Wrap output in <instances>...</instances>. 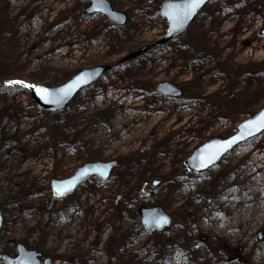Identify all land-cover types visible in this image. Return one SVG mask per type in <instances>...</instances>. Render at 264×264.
I'll return each instance as SVG.
<instances>
[{
  "label": "rangeland",
  "instance_id": "obj_1",
  "mask_svg": "<svg viewBox=\"0 0 264 264\" xmlns=\"http://www.w3.org/2000/svg\"><path fill=\"white\" fill-rule=\"evenodd\" d=\"M108 1L127 15L125 27L87 17L82 0H0V97L17 104L8 110L13 118L3 111L0 136L24 142L41 134L29 132L36 123L30 92L8 81L53 88L81 70L157 46L167 29L157 8L180 0ZM263 31L264 0H214L181 39L114 68L76 98L68 108L79 122L75 148L54 157L2 153L0 189L9 180L21 183L27 172L41 175L38 187L46 189V198L27 204L30 210L9 211L0 232L8 254L28 243L53 264H264V133L203 173L184 165L204 142L232 136L264 108ZM164 82L189 97H160L154 89ZM96 161L118 162L108 181L93 178L74 195L50 200L52 179ZM57 165L64 174L52 178ZM182 166L185 172L174 176ZM125 167L137 184L141 175L150 185L159 182L139 209L159 206L174 222L148 235L132 210L120 224L115 258L110 218L124 192L116 175Z\"/></svg>",
  "mask_w": 264,
  "mask_h": 264
},
{
  "label": "water",
  "instance_id": "obj_2",
  "mask_svg": "<svg viewBox=\"0 0 264 264\" xmlns=\"http://www.w3.org/2000/svg\"><path fill=\"white\" fill-rule=\"evenodd\" d=\"M88 3L85 15L91 17L100 15L107 19L109 23L117 28H123L128 23L126 14L114 9L108 0H82ZM213 0H200V3L192 9L188 8L192 0L165 1L158 6L157 15L167 25L164 37L157 42V46L163 47L178 38H182L190 26L199 17L200 13ZM185 13L187 15L185 16ZM264 35V31H263ZM150 47H145L132 52L127 57L119 61L122 65L130 60L136 59L149 51ZM112 66H99L92 69H84L77 72L69 80L57 87L48 88L35 86L31 92V99L36 107L45 112L57 114L65 111L85 90L101 81L106 73L111 71ZM47 91H44V90ZM156 93L165 98L176 99L182 96V91L167 82L159 83L156 86ZM264 133V108L254 116L241 122L232 136L221 139L215 137L207 140L196 148L191 156L185 161L186 169L191 173L200 174L215 167L221 160L239 145L248 142ZM117 168L116 161L110 162H90L76 170V172L65 179H53L50 183L51 193L57 200H64L75 194L79 188L92 178H97L102 182L108 181L111 173ZM159 182H153L152 187L156 188ZM3 214L0 210V231L3 225ZM173 224L171 215L164 212L159 207L142 208L140 210V225L148 235L163 233L170 229ZM1 249V245H0ZM17 255H0V260L4 264H52L50 259L43 260V255L38 250H31L26 245H17Z\"/></svg>",
  "mask_w": 264,
  "mask_h": 264
},
{
  "label": "trees",
  "instance_id": "obj_3",
  "mask_svg": "<svg viewBox=\"0 0 264 264\" xmlns=\"http://www.w3.org/2000/svg\"><path fill=\"white\" fill-rule=\"evenodd\" d=\"M157 48L159 47L157 46L152 47L149 51L137 57L136 59L146 54H149L151 51ZM196 52L198 53V51ZM136 59L130 60L126 63L129 64L130 62ZM124 65L126 64H123V66ZM116 67H118V62L115 65H112V70ZM263 70L264 69L260 71L263 72ZM25 85H21L19 83H13V84H9L8 87L12 89L14 87L15 88L17 87L22 91L31 92L32 90L31 85H27V86ZM148 92H152V88H150ZM188 97L189 96H186L184 94V91H182V96L178 100L182 101ZM11 104L12 105H10V101H7L4 98V96L0 97V106L4 105L2 109H0V117L2 116V113L4 111V113L8 117L13 118V116L9 115L8 110L10 107L12 109L17 110V106H16L17 104L15 103V101L11 102ZM32 107H33L32 111L35 113L33 117L36 119V123L29 125L31 127L29 132L35 134L36 133L35 130H36L37 132L41 131L40 132L41 134H38L37 136H32L33 137L32 139H28L24 142H21V140H17L15 138V134L13 135L4 134L3 136H0V161L2 159V153H5V155H8V157H12V156L14 157L15 154H17L19 151L23 153H27L29 157H34V158L42 156L43 154L44 156L50 155L54 157L56 153H60L62 151H65L66 149L76 147L77 140H75L76 138L75 132L77 127H79L78 125L79 122L76 120L77 119L76 116H74V118L70 117L68 109L65 112L52 114L49 112L39 110L35 105H32ZM36 124L39 127L36 128ZM135 156L137 157V154L123 158V160L120 163L122 164L121 166L128 167L129 164L132 163L131 162L132 158H134ZM126 167L124 169V172L118 173L116 175L117 183L121 185L122 191L124 189V192L121 193V196L118 195L120 197L117 196L118 198L113 200L114 213L110 218L112 235L110 237L109 243L112 248L111 252H113L112 257L115 258L118 255L117 252L120 250L119 248L120 246L118 245L121 238L119 232L120 224L123 222L124 218H127L128 213L132 212V210L134 209L138 217L140 215L139 208L145 204V203L142 204L140 201L144 200L145 196L147 197L152 196V192H154L152 185L147 183L148 181H144L142 175L137 177L138 183L141 181L142 182L140 184L135 183L134 178H136V175L132 174L131 171L128 172V170H126ZM0 168H2L1 163H0ZM183 172H185V168L182 166L180 172L174 174V176L179 175L180 173ZM63 174L64 173L62 172V168L57 165L55 171L52 172L53 176L52 175L51 176L53 178L54 176L59 177L62 176ZM20 178H21V183L16 184L12 180H9V183L5 188V190L0 189V210L3 213L4 223H6V220H8L11 215H13L9 212L13 208H14V212H19L23 214V212L30 210V206H27L29 202L46 198V194H45L46 189L38 187V184H40L41 181L40 180L41 175L33 176L31 172H27L22 174ZM123 180H125V182H123ZM132 183L135 184L130 186V184ZM50 200L56 201L52 197L50 198ZM127 204H130L132 209L127 208ZM140 204L142 205L139 207ZM175 222H177V220ZM39 233L41 232H38V234ZM41 234H43V232ZM25 245L27 246L28 249L32 248V244L27 243ZM163 249L164 247H162V245H159L158 249L156 250H159L161 254V250L163 251ZM5 253L8 254L5 245H2L0 255Z\"/></svg>",
  "mask_w": 264,
  "mask_h": 264
},
{
  "label": "snow or ice",
  "instance_id": "obj_4",
  "mask_svg": "<svg viewBox=\"0 0 264 264\" xmlns=\"http://www.w3.org/2000/svg\"><path fill=\"white\" fill-rule=\"evenodd\" d=\"M199 3H200V0H192L191 4L188 5V8L189 9L195 8ZM186 15H187V13H185V16ZM7 83H9V84L19 83L21 85H25V82H23V81H8ZM25 86H27V85H25ZM31 87H35V86L33 85ZM44 91H47V90L45 89Z\"/></svg>",
  "mask_w": 264,
  "mask_h": 264
},
{
  "label": "flooded vegetation",
  "instance_id": "obj_5",
  "mask_svg": "<svg viewBox=\"0 0 264 264\" xmlns=\"http://www.w3.org/2000/svg\"><path fill=\"white\" fill-rule=\"evenodd\" d=\"M0 243L1 245H5V243L3 242V240L0 238Z\"/></svg>",
  "mask_w": 264,
  "mask_h": 264
}]
</instances>
